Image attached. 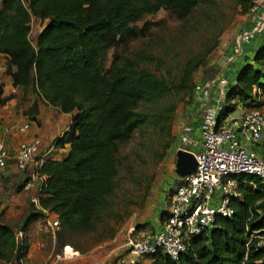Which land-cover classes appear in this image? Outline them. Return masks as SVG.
Wrapping results in <instances>:
<instances>
[{"label":"trees","instance_id":"16d2710c","mask_svg":"<svg viewBox=\"0 0 264 264\" xmlns=\"http://www.w3.org/2000/svg\"><path fill=\"white\" fill-rule=\"evenodd\" d=\"M211 1L0 0L4 74L24 95H36L72 113L69 127L55 140L56 146L69 145V150L61 159L45 162L47 179L39 191L42 209L32 203L19 224L24 236L19 239L12 225L0 220V264H23L30 249L28 232L47 217L46 211L57 215L63 230H93L115 190L122 144L148 125L170 131L177 105L162 104L164 99L179 94L191 102L196 71L218 46L222 32L209 36L204 52L189 57L179 73L168 76L147 66L155 60L152 53L116 52L109 60V51L148 35L159 23L145 20L148 15L164 11L191 20L205 3L212 8ZM238 2L245 12L251 11L253 0ZM33 18L44 22L35 41ZM263 60L264 45L227 87L220 119L238 104L264 109ZM4 87L0 82V104L9 99ZM235 177L238 195L230 202L234 215L220 217L210 231L192 236L178 260L159 251L149 264H264V245L248 244L251 233L264 228V178L250 173Z\"/></svg>","mask_w":264,"mask_h":264},{"label":"rangeland","instance_id":"374dc122","mask_svg":"<svg viewBox=\"0 0 264 264\" xmlns=\"http://www.w3.org/2000/svg\"><path fill=\"white\" fill-rule=\"evenodd\" d=\"M208 3L199 8L197 15L191 20L178 19L164 11L148 15L145 20L159 23L153 25L145 37L135 39L125 46L112 48L109 51V60L116 52L127 55L138 51L152 53L155 60L147 66L157 74L168 76L179 73L189 57L204 52L205 41L209 36L222 32L218 46L207 56L206 64L195 74L196 85L211 80L212 71L216 68L210 67V63L220 59L222 43H228L237 35L239 27L242 28L247 22L249 13L258 17L263 9L245 12L238 0H212V8ZM43 25L44 22L40 19L32 21L33 41ZM186 98L175 94L164 99L162 104L177 105L169 132L148 125L136 130L134 136L122 144L120 158L123 163L116 178L115 190L109 197L108 208L100 213L92 231L52 229L45 220L44 225L50 235L42 246V264H115L122 252L114 248L123 245L130 235L135 234L130 232L131 228L136 231L140 225L139 229L145 230L149 224L144 221L154 216L158 196L165 192L162 189L167 177H171L167 157L179 137V117L184 120L186 118V108L190 104ZM168 142L170 145L166 147ZM170 194L172 195L170 190L167 191V195ZM13 223L18 234L21 231V221ZM69 247L75 254L67 253ZM23 264H30L28 257L23 260ZM35 264H40L39 259Z\"/></svg>","mask_w":264,"mask_h":264},{"label":"built area","instance_id":"2783aa9c","mask_svg":"<svg viewBox=\"0 0 264 264\" xmlns=\"http://www.w3.org/2000/svg\"><path fill=\"white\" fill-rule=\"evenodd\" d=\"M260 9L264 10V0H253L251 12ZM6 61V56L0 53V78ZM216 83L218 94L201 113L203 141L202 149L195 154L197 172L186 175L177 185L162 228L141 236L130 235L115 264H149L151 257L159 251L172 260H178L186 252L192 236L210 231L216 226L218 218L234 215L230 202L238 195L236 175L250 173L264 178V157L247 145L264 141V109L240 104V108L220 119L226 106V90L230 81L228 77H218L212 82L213 85ZM204 85L203 82L198 83L196 90H201ZM17 91L18 88L12 86L10 95ZM29 128V122L18 126L20 132ZM188 141L189 137L184 135L182 142ZM40 142L39 138L22 141L16 152L19 170L25 171L32 163L35 164L31 178L24 185L26 190L38 182L40 191L47 179V174L42 171L46 160L37 155ZM7 158L5 143L0 138V168L7 165ZM32 202L42 209L39 195ZM47 221L52 229H60L58 217L48 218ZM134 231L132 228L130 232ZM20 236H23L21 231L17 234L18 238ZM251 241L258 246L264 245V228L251 233L248 244Z\"/></svg>","mask_w":264,"mask_h":264},{"label":"crops","instance_id":"0c3cea01","mask_svg":"<svg viewBox=\"0 0 264 264\" xmlns=\"http://www.w3.org/2000/svg\"><path fill=\"white\" fill-rule=\"evenodd\" d=\"M248 15L247 22L242 28L239 27L237 35L228 43H222L220 59L210 63V67L216 68L212 71V79L204 82L203 88L196 91L194 100L186 108L185 120L181 116V118L179 117V137L170 148L171 152L167 157L171 177H167L168 180L162 189L165 192H161L158 196L154 216L150 220L144 221L149 225L145 230L134 231V235L141 236L144 233L155 232L162 228L163 212H168V204L171 202L177 185L183 179L174 172L178 150L182 148L196 154L202 149L201 113L218 94L217 83L213 85L212 82L218 77H228L230 84H234L242 67L248 63H253L257 51L264 45V10L259 13L258 17H253L250 13ZM34 19L37 18H33V21ZM0 82L5 84L4 97L9 98L0 104V138L4 141L8 152L7 165L0 168V220L13 226L15 223L13 221H21L30 210L33 198L39 195L38 182L28 190L24 189V185L35 170V164L32 163L25 171L17 168L16 152L19 144L22 141L39 138L41 142L38 156L44 157L46 161L48 159H61L68 152L69 145L56 146L55 140L61 137L69 127L72 113H65L58 106L42 100L36 95H24L19 88L15 94L10 95L13 86L12 79L4 72ZM35 103H37V107H35ZM237 107L240 108V104ZM28 122L30 128L26 132H20L18 126ZM184 135L189 137V141L186 143L182 142ZM247 145L264 157V141L260 144ZM169 190L172 195H167ZM48 216L50 218L57 217L56 214L47 213V217L35 222L28 232L30 243L28 261L30 264H35L37 259L42 264L40 261L43 259L41 255L43 254L41 252L42 246L46 244L50 235L48 228L44 225ZM123 245H118L114 250L123 252Z\"/></svg>","mask_w":264,"mask_h":264},{"label":"water","instance_id":"95a60500","mask_svg":"<svg viewBox=\"0 0 264 264\" xmlns=\"http://www.w3.org/2000/svg\"><path fill=\"white\" fill-rule=\"evenodd\" d=\"M198 162L194 153L180 148L177 152V164L174 172L184 178L190 173L197 172Z\"/></svg>","mask_w":264,"mask_h":264},{"label":"bare ground","instance_id":"6f19581e","mask_svg":"<svg viewBox=\"0 0 264 264\" xmlns=\"http://www.w3.org/2000/svg\"><path fill=\"white\" fill-rule=\"evenodd\" d=\"M67 253H70V254H75V251H73V249L71 247H69L67 249Z\"/></svg>","mask_w":264,"mask_h":264}]
</instances>
